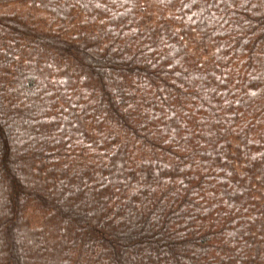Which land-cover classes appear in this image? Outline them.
I'll list each match as a JSON object with an SVG mask.
<instances>
[{
  "label": "trees",
  "instance_id": "1",
  "mask_svg": "<svg viewBox=\"0 0 264 264\" xmlns=\"http://www.w3.org/2000/svg\"><path fill=\"white\" fill-rule=\"evenodd\" d=\"M0 264H264V0H0Z\"/></svg>",
  "mask_w": 264,
  "mask_h": 264
}]
</instances>
